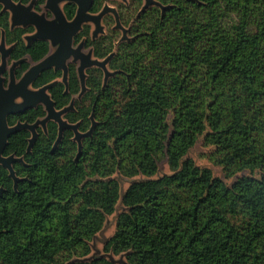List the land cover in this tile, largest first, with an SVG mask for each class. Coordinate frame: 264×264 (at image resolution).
<instances>
[{"label":"trees","instance_id":"trees-1","mask_svg":"<svg viewBox=\"0 0 264 264\" xmlns=\"http://www.w3.org/2000/svg\"><path fill=\"white\" fill-rule=\"evenodd\" d=\"M156 1L168 8L135 18L130 40L114 48L111 30L87 43L95 58L115 51L108 69L116 74L106 84L91 68L75 99L80 85L69 64L67 92L51 69L31 85L57 80L49 90L55 109L74 100L64 120L81 133L91 116L95 126L77 159L71 130L53 148L55 122L37 128L29 153L27 130L9 136L3 156L22 162L12 164L15 189L0 166V264H112L73 258L91 253L120 201L103 252L124 255L125 264H264V0ZM100 6L95 0L92 12ZM0 28L7 42L17 39L11 60L26 55L35 63L47 54L46 42L21 44L23 31H9L4 16ZM29 65L15 70L16 79ZM45 115L37 106L7 116V124ZM200 139L226 180L188 157ZM162 160L170 174L157 178ZM116 173L144 179L121 196Z\"/></svg>","mask_w":264,"mask_h":264},{"label":"water","instance_id":"water-1","mask_svg":"<svg viewBox=\"0 0 264 264\" xmlns=\"http://www.w3.org/2000/svg\"><path fill=\"white\" fill-rule=\"evenodd\" d=\"M59 1L56 0V4ZM74 1L79 7L77 9L76 15L72 21L67 22L63 17L61 11L57 8H52V11L56 15V19L53 22H45L43 17H39L36 15H30L27 17V22H21L18 20L19 13H22L23 7L16 3L14 4L11 0H0V3L6 9H9L12 13V21L14 25L20 24H32L36 27V34L32 37V40H49L52 46H58L54 53L47 55L44 59L32 65L21 77L18 81H15V78L11 75L9 84L5 89L3 86V78L1 77V72L3 71L4 65L0 67V166L5 168L8 171L9 177L14 182V189L16 188V184L19 181L16 178L15 173L12 168V164L14 162H22L21 158H16L14 155H10L8 157L3 156L4 149L7 145V140L10 135L18 132L19 130H27L31 138L28 142L27 152L29 153L36 138L37 132L36 129L39 125L45 127V124L49 121H53L58 126V136L56 142L54 143V147L60 142L62 138V134L65 130H71L74 134L73 140L77 143V154L76 159L79 157L81 151V139L85 137H89L92 134V130L95 126V121L93 117H90L91 127L88 132L81 133L78 130V123L69 124L65 120H63V115L69 111L73 110L74 100L70 102V104L61 109L56 110L54 107V103L51 101L49 95L47 94V90L50 89L53 83L45 85L37 90H32L31 85L37 79V77L46 69L54 68L55 70L61 69L63 71L62 81L67 88L66 84V60L73 57V60H80V66L78 68V76L81 83V90L78 94L80 97L85 92V74L84 69L97 67L103 72V81L106 84V81L109 77H113L116 72H110L107 69V64L109 60L112 58L113 54L108 55L103 60H98L92 58L91 51H89L86 55H82L79 53L81 47H77L75 49L72 48V37L74 34L80 29L82 23L91 22L94 24V30L92 32L93 38H95L98 33L101 32L100 19L106 13H112L115 17L116 25L114 28L120 29L122 31V37L120 41L128 40L126 37L127 29H124L118 19L116 11L113 7L105 5L101 12L97 15H90L87 13L89 10L93 0H71ZM155 5L160 8L161 13H163L168 6H163L159 2L155 0H144V4L140 9L139 13L144 12L149 6ZM3 45L1 46V48ZM0 48V49H1ZM4 59V56H2ZM4 64V61H3ZM17 64V63H15ZM17 99H20V102H17ZM38 104H41L45 110L46 116L42 120H37L33 124L28 123H20L18 122L14 126L10 127L7 125L6 117L11 114L20 113L25 110L36 107ZM1 193V189H0ZM121 193V189H120ZM123 193H121L122 196ZM121 203V201H120ZM102 258V257H100ZM97 259V258H95Z\"/></svg>","mask_w":264,"mask_h":264},{"label":"flooded vegetation","instance_id":"flooded-vegetation-1","mask_svg":"<svg viewBox=\"0 0 264 264\" xmlns=\"http://www.w3.org/2000/svg\"><path fill=\"white\" fill-rule=\"evenodd\" d=\"M14 4L16 3H19L22 7H23V10H22V13H19L18 15V20H20L21 22H27V17H29L30 15H36V16H39V17H43L44 18V21L45 22H53L55 21V17L56 15L54 14V12L52 11V8H57L61 11V13L63 14V17L65 18V20L67 22H70L73 20V18L75 17L76 15V12H77V9H78V5L74 2V1H71V0H63V1H59L57 4H56V0H27L25 2H22V1H14V0H11ZM94 1H92V4L89 8V10L87 11L88 14L90 15H97L101 12V10L103 9V7L105 5H108L106 4L108 0H100L101 2V6L99 8V10L97 12H92V7L94 5ZM117 2H119L117 4V7H113L116 11V14L118 16V19H119V22L121 24V26L124 28V29H127V32H126V37L128 40H130L131 38L134 37V35L132 34V22L133 20L138 17H140V14H143L146 10H148L149 8L151 7H156L155 5H152V6H149L146 10H144V12L142 13H138V11H136L135 7L131 6L133 4H139L141 5L142 3L144 4V0H115ZM156 1V0H155ZM109 6V5H108ZM143 6V5H142ZM68 7H72L73 9V13H71V17H69V13H68ZM111 7V6H110ZM136 11V12H135ZM125 13H126V16H125ZM133 14L132 18H130V14ZM0 16H4L5 19L7 20V28L9 31H12V32H18V31H23V33L21 34L20 36V43L26 47V48H29L33 43L35 42H46L48 44V51H47V54L42 58L44 59L47 55L51 54V53H54L57 49L58 46H52L51 42L49 40H32V37L36 34L37 30H36V27L32 24H20V25H12L13 24V21H12V13L9 9H6L3 4L0 3ZM127 17V18H130V20L128 21L129 25L125 28L124 25L126 23H123L121 21V17ZM125 19V18H124ZM112 26L116 25V22H115V17L112 13H106L104 14L101 19H100V26H101V32L98 33V35L93 38V35H92V32L94 30V24L91 23V22H85V23H82L81 26H80V29L74 34V36L72 37V48L75 49L77 48L78 46L81 47L80 50H79V53H81L82 55H86L89 51H91V56L92 58H95L93 56V52H92V47L91 46H87V43L90 41H94L96 39H99V38H104L106 37L108 34H107V27L109 25ZM112 28L111 30L117 34V32H121L122 34V31L120 29H117V28ZM85 29H87L86 31H84ZM122 37V36H121ZM16 43H17V39H14V40H11V41H8L6 40V35H5V30L0 28V48L1 46L3 45V47L0 49V67L2 65H4V68H3V71L1 72V77L3 78V86L4 88L6 89L8 84H9V81H10V78H11V75L15 78V81H18L19 79H16V76H15V70L22 64V63H30L28 69L36 64L37 62L41 61H37L35 63L31 62L29 57L24 55L22 57H20V59L18 60H11V53L13 52L15 46H16ZM2 56H4V59L2 58ZM95 59H98V60H103V59H100V58H95ZM105 59V58H104ZM3 61H4V64H3ZM17 63V64H15ZM109 63V62H108ZM69 64H73L75 65V68H76V74H77V77H78V81H79V85H80V90H81V83H80V79H79V76H78V68L80 66V60H76L74 61L73 60V57L71 56L70 58H68L66 60V84H67V79H68V66ZM92 68H97V67H92ZM27 69V70H28ZM91 69V68H87V69H84V74H85V80H84V85H85V91H86V78H87V71ZM99 69V68H98ZM107 69H108V64H107ZM26 70V71H27ZM46 70H50V69H46ZM45 70V71H46ZM51 70L53 71H60L61 72V78L59 79L60 82L63 83L62 81V78H63V71L61 69H57L55 70L54 68H51ZM101 70V69H100ZM25 71V72H26ZM102 71V70H101ZM24 72V73H25ZM44 72V71H43ZM23 73V74H24ZM22 74V75H23ZM103 74V72H102ZM103 79V78H102ZM57 80L51 82L53 83V85L56 83ZM51 83H48V84H51ZM46 84V85H48ZM52 85V86H53ZM64 85V83H63ZM45 86V85H44ZM43 87V86H42ZM65 87V85H64ZM41 88V87H40ZM52 88V87H51ZM50 88V89H51ZM32 90H37V89H34L31 87ZM39 89V88H38ZM47 90V94L49 95V90ZM67 89H68V84H67V88L65 87L64 89V92H67ZM85 93V92H84ZM50 97V95H49ZM51 99V98H50ZM21 100L20 99H17V102H20ZM52 101V99H51ZM53 102V101H52ZM54 103V102H53ZM74 105V103H73ZM37 106H42L41 104H38ZM36 106V107H37ZM34 107V108H36ZM43 107V106H42ZM54 107H55V104H54ZM34 108H31V109H34ZM74 109V108H73ZM29 110V109H28ZM26 111V110H25ZM45 111V110H44ZM24 112V111H23ZM23 112H20V113H23ZM68 113V112H67ZM15 114H19V113H15ZM15 114H11V115H15ZM46 114V113H45ZM66 114V113H65ZM64 114V115H65ZM63 115V116H64ZM9 116V115H8ZM46 116V115H45ZM44 118V117H43ZM43 118H39L37 120H42ZM63 118V117H62ZM36 120V121H37ZM64 120V118H63ZM6 121H7V117H6ZM35 121V122H36ZM66 121V120H65ZM19 122V121H18ZM17 122V123H18ZM49 122H53V121H49ZM67 122V121H66ZM16 123V124H17ZM21 123V122H20ZM48 123V122H47ZM46 123V124H47ZM68 123V122H67ZM46 124H45V127L43 128V126L39 125L38 127L42 128L43 131H45V128H46ZM71 124V123H69ZM8 125V124H7ZM9 126V125H8ZM12 127V126H10ZM37 127V128H38ZM36 132H37V129H36Z\"/></svg>","mask_w":264,"mask_h":264},{"label":"rangeland","instance_id":"rangeland-1","mask_svg":"<svg viewBox=\"0 0 264 264\" xmlns=\"http://www.w3.org/2000/svg\"><path fill=\"white\" fill-rule=\"evenodd\" d=\"M118 3L119 2H117L115 0H108L106 4L115 8V7H117ZM142 5H143V3L141 5H139L135 10L140 11V9L142 8ZM128 25H129V23L127 22L124 25V27L126 28ZM113 27H114V25L112 26V24L107 27V30H106L107 34H109V32H111V29ZM121 36H122L121 32H117L116 40H115L114 45H113L114 48L120 42H122V41H120ZM111 54H113V56H114L115 51H113ZM109 71L111 72V70H109ZM109 78H111V77H109ZM108 79H107V81H108ZM103 84H104V81H103ZM82 95L80 97L76 96L74 98L80 100ZM209 152H210V150L208 148H206L205 146H203L202 140L200 139L195 144V146L190 150L188 157L191 158L197 166L209 168L213 172V175L215 177H218V178H221L224 180L225 177H224L222 170L209 159ZM166 174H170V170L167 166L166 161L162 160L159 162L158 173H157L156 177L159 178V177L166 175ZM113 178H115L119 182L121 193H123L125 191V189L128 187V185H130L132 182L144 179L143 177H140V176L132 178V179H127V178H124L117 173L113 176ZM123 210H124V207L122 206V204L120 202H118V204L116 205V208H115V213L106 219L102 229L93 237L92 241L90 242L91 253L88 256H85L82 258L75 257V258H73V260L90 261V260L95 259V258L103 257V258L107 259L108 261H110L112 264H125L124 255L114 256L112 254H106L103 252V247H104L105 243L108 241V239L114 233L116 217Z\"/></svg>","mask_w":264,"mask_h":264}]
</instances>
